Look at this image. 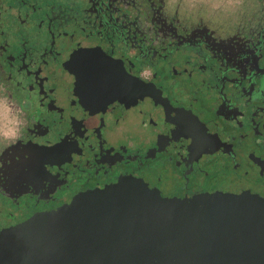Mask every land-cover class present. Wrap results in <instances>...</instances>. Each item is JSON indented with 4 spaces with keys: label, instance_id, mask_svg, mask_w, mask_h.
I'll use <instances>...</instances> for the list:
<instances>
[{
    "label": "flooded vegetation",
    "instance_id": "obj_1",
    "mask_svg": "<svg viewBox=\"0 0 264 264\" xmlns=\"http://www.w3.org/2000/svg\"><path fill=\"white\" fill-rule=\"evenodd\" d=\"M187 7L0 0V235L125 180L264 196V24Z\"/></svg>",
    "mask_w": 264,
    "mask_h": 264
},
{
    "label": "water",
    "instance_id": "obj_2",
    "mask_svg": "<svg viewBox=\"0 0 264 264\" xmlns=\"http://www.w3.org/2000/svg\"><path fill=\"white\" fill-rule=\"evenodd\" d=\"M41 217L0 235V264L13 249H35L28 264H264V196L248 191L163 198L125 180Z\"/></svg>",
    "mask_w": 264,
    "mask_h": 264
},
{
    "label": "rangeland",
    "instance_id": "obj_3",
    "mask_svg": "<svg viewBox=\"0 0 264 264\" xmlns=\"http://www.w3.org/2000/svg\"><path fill=\"white\" fill-rule=\"evenodd\" d=\"M185 2H193L191 5L194 4V7L191 9H196V4L199 5L196 0H186ZM201 2L203 6L205 4L208 17L218 20V23L230 27L264 24V0H201ZM191 9L190 11H192Z\"/></svg>",
    "mask_w": 264,
    "mask_h": 264
},
{
    "label": "trees",
    "instance_id": "obj_4",
    "mask_svg": "<svg viewBox=\"0 0 264 264\" xmlns=\"http://www.w3.org/2000/svg\"><path fill=\"white\" fill-rule=\"evenodd\" d=\"M185 1H186V0H185ZM196 2L199 3V5H197V4L194 2V3L196 4V7H197V8H203V9H205V10L207 11V9H206V7H205V4H204V6H203L201 0H196ZM185 3H186V2H185ZM191 3H193V2H191ZM191 3H190V2H187V3H186L190 9H191L192 7H194V4L191 5ZM203 3H204V2H203ZM210 18H211V17H210Z\"/></svg>",
    "mask_w": 264,
    "mask_h": 264
}]
</instances>
